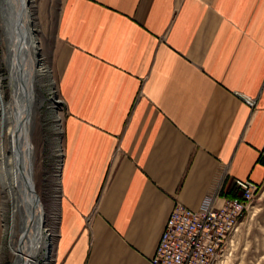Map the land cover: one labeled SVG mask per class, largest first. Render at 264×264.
I'll return each mask as SVG.
<instances>
[{"label": "crops", "instance_id": "crops-1", "mask_svg": "<svg viewBox=\"0 0 264 264\" xmlns=\"http://www.w3.org/2000/svg\"><path fill=\"white\" fill-rule=\"evenodd\" d=\"M56 37L58 264H151L176 205L264 183V0H62Z\"/></svg>", "mask_w": 264, "mask_h": 264}, {"label": "bare ground", "instance_id": "bare-ground-1", "mask_svg": "<svg viewBox=\"0 0 264 264\" xmlns=\"http://www.w3.org/2000/svg\"><path fill=\"white\" fill-rule=\"evenodd\" d=\"M34 21L30 0H0L6 69V75L0 72V212L11 264H39L42 250V260L48 261L52 247L45 209L34 183L33 118L41 101L37 83L50 73L40 59ZM50 94L48 100L55 110L63 102L53 88Z\"/></svg>", "mask_w": 264, "mask_h": 264}, {"label": "rangeland", "instance_id": "rangeland-1", "mask_svg": "<svg viewBox=\"0 0 264 264\" xmlns=\"http://www.w3.org/2000/svg\"><path fill=\"white\" fill-rule=\"evenodd\" d=\"M61 4L62 0H30L31 11L35 19L33 26L40 44V59L44 67L50 71L46 76H41L37 83V92H39L41 101L34 112L32 130L35 149L34 183L46 213V232L52 235L50 258L44 262L42 258L45 252L42 250L39 255V264H58L56 240L58 238L62 175L60 141L64 148V132L58 131L60 130L58 119L62 117L63 124L65 105L63 101L59 106L55 105L57 108L55 109L57 113H55L54 104L52 105L48 99L51 98V88L57 91L55 59L59 44L56 37V26ZM3 49L0 39V72L6 75V69L2 63ZM4 85L7 90V81ZM57 95L62 100L58 91ZM1 215L0 212V264H11L12 258L7 246V236L3 237ZM214 264H264V183L260 186L244 218L230 235Z\"/></svg>", "mask_w": 264, "mask_h": 264}, {"label": "built area", "instance_id": "built-area-1", "mask_svg": "<svg viewBox=\"0 0 264 264\" xmlns=\"http://www.w3.org/2000/svg\"><path fill=\"white\" fill-rule=\"evenodd\" d=\"M252 108L256 99L241 96ZM259 186L237 181L234 197L209 198L199 210L176 205L151 264H214L244 218Z\"/></svg>", "mask_w": 264, "mask_h": 264}, {"label": "trees", "instance_id": "trees-1", "mask_svg": "<svg viewBox=\"0 0 264 264\" xmlns=\"http://www.w3.org/2000/svg\"><path fill=\"white\" fill-rule=\"evenodd\" d=\"M260 186H261V185H260ZM260 186H259V187H260Z\"/></svg>", "mask_w": 264, "mask_h": 264}]
</instances>
